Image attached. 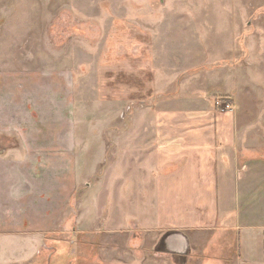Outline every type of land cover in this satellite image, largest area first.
Listing matches in <instances>:
<instances>
[{
  "label": "rangeland",
  "instance_id": "1",
  "mask_svg": "<svg viewBox=\"0 0 264 264\" xmlns=\"http://www.w3.org/2000/svg\"><path fill=\"white\" fill-rule=\"evenodd\" d=\"M138 31L156 37L158 92L224 94V113L249 127L241 148L264 161V0H0V264H208L218 252L215 233L187 258L169 252L171 233L140 228L151 215L119 132L142 64L112 47ZM244 185L242 220L263 223L264 183Z\"/></svg>",
  "mask_w": 264,
  "mask_h": 264
},
{
  "label": "crops",
  "instance_id": "2",
  "mask_svg": "<svg viewBox=\"0 0 264 264\" xmlns=\"http://www.w3.org/2000/svg\"><path fill=\"white\" fill-rule=\"evenodd\" d=\"M139 33L143 36L128 43L123 33L122 41L115 39L112 47L119 49L115 58H120L121 65L142 64L137 70L138 78L144 79L142 87L127 100V105L135 102L137 110L119 132L125 176L140 184L142 207L151 215L140 228L171 233L165 245L175 255L188 258L197 240L205 244L200 249L206 254L204 248L215 233L220 247L210 255L211 260H206L208 264L231 260L264 264V222L251 221L255 217L250 213L249 221L243 222L247 195L244 183L258 179L264 183V161L257 160L256 150L243 149L240 143H244L238 141L246 139L249 127L237 125L233 114L217 112L214 103L220 96L204 95L209 89L197 93L195 87L188 91L187 83L180 87V93H159L162 85L157 80L156 37ZM105 60L111 62L109 52ZM251 143L248 140L247 145ZM231 182L234 198L239 199L232 206ZM230 236L236 241L233 249L228 242ZM170 239L176 250L184 252L173 251L167 244Z\"/></svg>",
  "mask_w": 264,
  "mask_h": 264
},
{
  "label": "built area",
  "instance_id": "3",
  "mask_svg": "<svg viewBox=\"0 0 264 264\" xmlns=\"http://www.w3.org/2000/svg\"><path fill=\"white\" fill-rule=\"evenodd\" d=\"M215 108L221 113L233 112L234 105L230 100L221 98L215 101Z\"/></svg>",
  "mask_w": 264,
  "mask_h": 264
},
{
  "label": "bare ground",
  "instance_id": "4",
  "mask_svg": "<svg viewBox=\"0 0 264 264\" xmlns=\"http://www.w3.org/2000/svg\"><path fill=\"white\" fill-rule=\"evenodd\" d=\"M174 239H176V237H173V240H174ZM173 240H171V239L168 240L167 244L169 245V247H170L173 251L184 252L183 250H179V249L176 250V249H175L176 247L173 245V244H174V243L172 242Z\"/></svg>",
  "mask_w": 264,
  "mask_h": 264
}]
</instances>
